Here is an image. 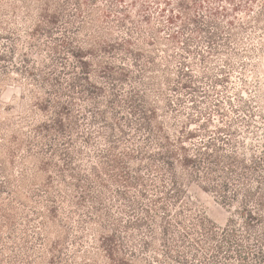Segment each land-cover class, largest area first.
<instances>
[{"label": "trees", "instance_id": "16d2710c", "mask_svg": "<svg viewBox=\"0 0 264 264\" xmlns=\"http://www.w3.org/2000/svg\"><path fill=\"white\" fill-rule=\"evenodd\" d=\"M255 23L264 0H0V91L28 99L0 115V264H264V113L239 94L236 129L210 77Z\"/></svg>", "mask_w": 264, "mask_h": 264}, {"label": "rangeland", "instance_id": "374dc122", "mask_svg": "<svg viewBox=\"0 0 264 264\" xmlns=\"http://www.w3.org/2000/svg\"><path fill=\"white\" fill-rule=\"evenodd\" d=\"M258 11L256 10L250 16L239 14L236 20L240 23L253 22ZM223 22L226 24L225 20ZM255 25L256 23L241 30L234 29L233 33L237 34L239 38L244 39L242 45H230L221 54L214 55L211 59L215 66H211L214 69L210 77L214 81L216 77H225L221 76L222 73L219 67H226L225 74L223 73V75H227L228 79L223 84H218L217 88L221 97H224L223 99H232V104L225 103L224 107L228 110L229 118L227 119L231 120L232 125L236 129H240V131H249L251 129L250 131L254 132L256 128L250 127L247 129L248 126H246V123L240 119L241 117L247 118L246 115L248 112L243 110L241 106L242 102L238 97L239 94H243L249 100L250 108L256 110L259 106V109L264 113V30H262L263 26H261V29L259 27L253 28ZM243 46L245 47L243 48ZM237 51L240 52V55ZM224 59H230L231 64L227 65ZM197 63L198 66H195L198 71L197 73H202L203 64H201V61H197ZM13 75L15 79L9 78L8 82L4 83L0 91V115H7L9 113L8 111L16 113L22 109L23 105L28 103V99L25 98V87L22 84L25 81L27 82V80L20 82L23 77L17 75L16 72ZM201 80V85L206 88H212L215 85V82L210 81V79ZM217 97L221 98L220 96ZM254 100L258 103L254 102ZM233 108L236 109V112L233 111ZM256 120L262 121L258 112ZM253 132L246 135L248 140L256 136V133L253 134ZM188 198L192 201L193 207L197 211L206 214L220 227H225L229 219L234 215V208L231 209L224 205L219 197V193L204 191L197 184L190 185Z\"/></svg>", "mask_w": 264, "mask_h": 264}]
</instances>
